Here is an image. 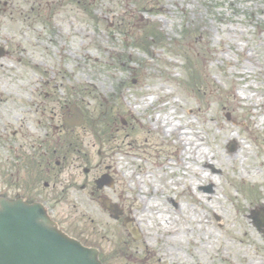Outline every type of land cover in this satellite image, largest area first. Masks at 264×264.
Segmentation results:
<instances>
[{
	"label": "rangeland",
	"instance_id": "obj_1",
	"mask_svg": "<svg viewBox=\"0 0 264 264\" xmlns=\"http://www.w3.org/2000/svg\"><path fill=\"white\" fill-rule=\"evenodd\" d=\"M250 1L14 0L0 13V196H42L60 229L103 264H264L249 219L264 208V0ZM72 107L84 124L69 130ZM170 111L209 140L202 149L219 152L218 165L181 167L171 137L152 128ZM192 170L217 185L203 222L176 215L178 206L202 212L185 190L190 181L202 194ZM105 173L114 186L98 191L91 178ZM103 198L122 211L118 221Z\"/></svg>",
	"mask_w": 264,
	"mask_h": 264
},
{
	"label": "water",
	"instance_id": "obj_2",
	"mask_svg": "<svg viewBox=\"0 0 264 264\" xmlns=\"http://www.w3.org/2000/svg\"><path fill=\"white\" fill-rule=\"evenodd\" d=\"M4 55L0 49V58ZM73 118H64L69 127L81 126L82 116L72 109ZM98 189L111 188L112 180L102 176L96 181ZM103 209L113 214L117 220L121 211L107 200H101ZM255 228L264 236V211L251 217ZM124 227L134 240L137 231L129 223ZM0 264H101L98 252L86 248L78 241L69 238L50 220L45 209L39 204H27L22 199L0 198Z\"/></svg>",
	"mask_w": 264,
	"mask_h": 264
},
{
	"label": "bare ground",
	"instance_id": "obj_3",
	"mask_svg": "<svg viewBox=\"0 0 264 264\" xmlns=\"http://www.w3.org/2000/svg\"><path fill=\"white\" fill-rule=\"evenodd\" d=\"M248 2H251L250 0H248ZM102 38L98 37V43H100L102 45ZM127 54L130 56V58L133 56L130 50H127ZM109 76L112 79H116V75L115 73H109ZM102 87H104V85H102ZM119 93L121 95L122 93V87L121 85L118 88ZM242 93V98L249 100L251 97L248 96L246 94L245 90L240 91ZM153 102V98H148L146 101L142 100L141 101V105L142 106H146V105H150V103ZM251 108H254L255 105L252 104L250 106ZM187 108L190 111L191 115L194 116L196 114H198L199 110L194 109L191 107V104H187ZM179 109H181V107H179ZM174 112L170 111V113H166V114H161V113H157L154 116L153 119V123H152V128H154L155 130H160L162 131L164 136H169L171 137L176 150L179 151L180 155H182L184 157V159H180L179 161L181 162V167L184 169L189 168L191 165L192 166H198V165H206L209 163H213L218 165L222 159L223 156L220 155L219 152H212V155H209V153H206L203 151L202 146L206 145V144H210L209 140L207 138H204L203 135L197 130V129H188V126L191 125V121L190 120H184V122L179 121V119L177 120V116L173 115ZM252 116V114L250 115ZM204 122L207 121L206 118L203 119ZM262 122H264V119L262 120ZM232 127H228L227 129H225V135L227 138L231 139L233 138V136H231V134H229L232 131ZM211 146V145H210ZM211 149V148H210ZM243 144L240 147V151H243ZM230 159H235V157H230ZM188 160V161H187ZM260 173V172H259ZM257 171H253L252 175L253 176H258L259 174ZM243 174H246V172H243ZM189 176H190V180H195L196 183H203V185H201V187H199V191L203 194L201 195H194L193 193V187L195 186V184H192L190 181L187 183L185 190L188 192V196L191 199H194L197 201V203L200 205V209H202V212H195V210H191L189 208H185V206H178L176 209V215L178 216L179 220L181 221V219L185 218V215L188 213H194L197 215V218L200 220V222H203L204 217L207 213L206 210H209L211 212L214 211V207L213 204H215L217 202L216 198H215V190L217 189V185L215 183V181L213 180V178L208 175L203 173L202 171H197V170H192L189 172ZM183 180L185 182V179H180ZM205 200L209 201L210 204H206ZM144 203V202H143ZM203 206L205 207V209L203 208ZM155 208H160V206L157 204L156 206H154ZM241 207V206H240ZM152 208V206H150L147 202H145L144 204V211L146 210V212H149V210ZM161 221V218L163 217L164 213L162 211H159L156 213ZM168 218L170 219V216H168ZM184 220V219H183ZM198 222V223H200ZM200 228V227H199ZM206 229V228H205ZM207 230V229H206ZM180 230H178L177 232H179ZM182 233V232H181ZM201 230L197 231V234H200ZM203 234H206L203 232ZM209 236L214 237L211 233H208ZM246 234V231L244 230V235ZM240 243H243L242 240L239 241ZM226 245L229 247V244L226 243ZM201 247L203 249L208 248L207 244H203L201 245ZM239 256V252L236 253V256Z\"/></svg>",
	"mask_w": 264,
	"mask_h": 264
},
{
	"label": "flooded vegetation",
	"instance_id": "obj_4",
	"mask_svg": "<svg viewBox=\"0 0 264 264\" xmlns=\"http://www.w3.org/2000/svg\"><path fill=\"white\" fill-rule=\"evenodd\" d=\"M6 8V7H5ZM61 163L60 162H56V167L58 168V170L60 171L61 170ZM98 166H96L94 169H96ZM54 172H56V169L55 168H53L52 169ZM90 173H91V170L86 174V176L88 177L89 175H90ZM91 180H93V178H91ZM44 187H46L47 188V185H44ZM91 194H94L93 192L91 193ZM29 198L30 199H26L28 202H41V203H45V201H44V199L42 198V196H40V195H38V196H29Z\"/></svg>",
	"mask_w": 264,
	"mask_h": 264
}]
</instances>
